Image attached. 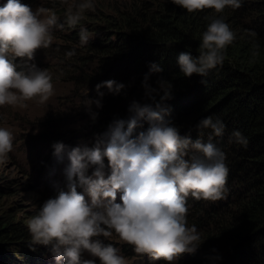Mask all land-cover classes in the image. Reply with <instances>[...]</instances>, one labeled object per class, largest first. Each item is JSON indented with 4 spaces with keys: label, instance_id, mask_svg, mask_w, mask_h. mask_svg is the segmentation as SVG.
I'll return each instance as SVG.
<instances>
[{
    "label": "clouds",
    "instance_id": "1",
    "mask_svg": "<svg viewBox=\"0 0 264 264\" xmlns=\"http://www.w3.org/2000/svg\"><path fill=\"white\" fill-rule=\"evenodd\" d=\"M0 7V107H26L27 101L43 104L54 94L52 75L27 65L38 49L53 43L51 30L59 18L75 28L86 11H93V0H81L72 8L58 13L33 9L19 0H2ZM188 13L212 9L222 13L225 8L238 9L242 0H171ZM86 28L80 30V43L87 44ZM235 33L223 19H213L202 33L199 55L181 52L177 57L180 71L186 77L206 76L209 70L224 63V50L235 40ZM74 55L73 52L68 53ZM19 60V64L16 63ZM19 70V71H18ZM162 66L152 64L150 72H161ZM146 95L153 103L132 101L127 119H115L106 131L97 134L91 147H71L57 142L53 145L58 160L67 156L64 169L66 190H59L46 199L36 215L27 221L33 245L50 246L57 262L66 264H96L82 259L88 252L98 257L100 264H126L125 258L111 243L100 239L113 234L122 244L133 247L137 255L172 264L184 253H193L201 243L195 225L187 221V200L216 202L226 198L229 169L225 154L210 140H192L181 135L171 123V108L165 101L171 98L170 87L158 101L151 97L144 80ZM101 87L118 94L125 85L114 80L95 86L102 97ZM101 107L99 99L93 101ZM95 119V114H93ZM146 130L137 131L144 123ZM198 128H209L222 136L225 125L220 120L205 117ZM135 133V134H134ZM237 143L247 146V138L233 133ZM12 133L0 127V162L12 151ZM189 150L200 155L188 157ZM106 161V162H105ZM92 169L89 174V169ZM64 189V188H63ZM81 189V190H80ZM119 194V201L117 196Z\"/></svg>",
    "mask_w": 264,
    "mask_h": 264
},
{
    "label": "trees",
    "instance_id": "2",
    "mask_svg": "<svg viewBox=\"0 0 264 264\" xmlns=\"http://www.w3.org/2000/svg\"><path fill=\"white\" fill-rule=\"evenodd\" d=\"M44 1L42 9L46 13H58L57 7L64 6L67 0ZM19 2L33 8L31 0ZM93 3L94 10L86 11L75 28H70L58 17L63 29L58 24L51 30V34L64 39L63 43L70 41L61 49L62 55L69 56L68 53L74 51L66 61L71 68H65L62 74H71L75 87L96 78L83 72L82 64L87 60L77 51L80 49L87 54L116 58L127 78L132 74L135 79L137 75H142L144 80L147 76V81L156 79L161 88L150 90L156 101L170 87L171 98L165 101L171 108L167 119L179 132L189 129L192 123L190 126L198 131V139L210 140L225 154L229 169L225 199L210 202L189 197L188 225H195L201 236L197 249L208 251L217 259V264L218 257L221 264H264V0H242L240 8H225L222 13L212 9L188 13L171 0H93ZM217 18L223 19L236 37L224 50L223 65L209 70L203 77L198 74L184 76L177 63L178 55L189 52L197 57L202 33ZM81 28L93 33L84 45L79 41ZM60 46V43H52L37 51L49 54L48 49ZM59 59L64 62L63 57ZM152 64L162 66L163 71L150 72ZM75 67L80 70L75 72ZM93 101L84 109L98 108ZM153 102L149 98L145 103ZM107 112L108 108L96 113L99 123L88 131H45L44 138L51 140L49 149L53 150L57 142L69 149L78 145L91 147L97 134L106 131L113 120L120 119ZM4 114L0 111V119ZM205 117L223 122L222 136H215L209 128L198 129L199 121ZM236 131L247 138L246 147L236 142L233 136ZM79 133L87 141L78 142ZM59 186L55 187L56 191ZM4 188L7 185L0 186V264H44L43 253L48 255L50 246L32 244L24 221L2 206ZM37 212L29 211L26 216L33 217ZM114 237L117 238L115 234ZM96 239L104 245L111 243L117 249L120 247L123 254L134 253L128 244L120 246L103 236ZM195 254L196 251L184 253L175 264L202 262Z\"/></svg>",
    "mask_w": 264,
    "mask_h": 264
},
{
    "label": "rangeland",
    "instance_id": "3",
    "mask_svg": "<svg viewBox=\"0 0 264 264\" xmlns=\"http://www.w3.org/2000/svg\"><path fill=\"white\" fill-rule=\"evenodd\" d=\"M31 1L33 11L42 9V6L45 5L44 0ZM4 2L6 4L7 0H4ZM79 3V0H67L64 6L57 8L61 11L65 8H72ZM88 34L90 37L93 36L92 31H89ZM52 36L53 43H60L61 46L48 49L47 52L49 54H41V51H36L34 58L28 61L27 65L19 58L25 67L23 69L20 67L19 70L27 71L31 65H35L41 70L48 71L52 75L54 94L43 104L39 103L38 100H32L26 102V107L8 105L0 107V111L5 112L0 119V127L6 128L13 135L12 151L3 162H0V186L7 185V188L2 190V206L14 212L15 217L22 219L26 226L27 221L32 218L26 216L29 211H38L46 199L54 197L59 190H66L65 188H67L65 186V181L67 182V180L64 172L68 164L67 156L65 155L62 161L57 159L53 154L54 149H49V141L51 140L44 138L45 131L46 133L69 132L81 129L88 131L90 127L93 128L94 124L99 123L98 120L93 119V114L96 115V113H101L108 108L107 114L116 115L123 119L129 116L128 106L132 101L145 104L150 98L146 94L142 98L143 94L146 93L143 83L144 79L141 78L143 77L142 75H137L135 79L131 74L127 78L125 76L127 73H122L123 68L120 67L116 58L109 59L98 56L95 53L87 54V52L80 49L77 51L83 53V58L85 61L87 60L82 64L83 72L96 76V78L92 82L75 87L71 74H62L65 68H71L72 66L68 65L69 62H66L69 61V56L61 54V49L66 48L70 41L63 43L64 39L60 38L59 35L52 34ZM77 44L75 42V45ZM60 57H63L62 60L64 62L59 59ZM19 60L16 59L17 64H19ZM33 61L38 63H32ZM73 70L77 72L80 69L75 67ZM107 80L123 83L125 87L118 94H112L108 92L106 87H101L100 91L104 95L100 97L95 86ZM147 84L149 91H156L161 88L156 79L147 81ZM97 98L101 102L100 108H95L91 111L84 109L92 99L97 100ZM7 111L12 112L7 113ZM190 125L189 129L180 132V134L182 136L189 135L192 140H196L199 138L198 131ZM148 126L145 122L143 127L137 129V131L146 130ZM77 136L79 137L78 142L87 141L86 138L81 137V133ZM192 155H196V153L189 150L186 158H190ZM91 171L92 169L90 168L89 174ZM58 184L61 186L57 187L56 191L55 187ZM189 197L187 206L191 203ZM117 200L119 201V194ZM109 239L123 246L122 243L118 242L117 238L112 236ZM29 240L31 241V234ZM117 250L118 254L125 258L126 264H168V262L163 260L153 261L147 255L141 256L135 252L133 255L123 254L120 247ZM196 252V259H200L202 262L187 261L184 264H217V259L212 258L208 251L197 249ZM42 257L44 264H66L63 260L57 262L51 251L48 255L43 253ZM82 257L83 259H92L96 264H100L99 258L92 256L88 252L82 253ZM175 263H177L176 260L172 262V264ZM218 264H221L219 257Z\"/></svg>",
    "mask_w": 264,
    "mask_h": 264
}]
</instances>
